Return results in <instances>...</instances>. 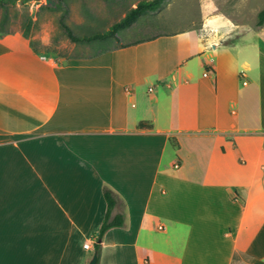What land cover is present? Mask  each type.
Segmentation results:
<instances>
[{
    "label": "crops",
    "instance_id": "0c3cea01",
    "mask_svg": "<svg viewBox=\"0 0 264 264\" xmlns=\"http://www.w3.org/2000/svg\"><path fill=\"white\" fill-rule=\"evenodd\" d=\"M246 2L60 62L0 36V264H88L103 185L124 220L97 264H264V22L244 27Z\"/></svg>",
    "mask_w": 264,
    "mask_h": 264
},
{
    "label": "rangeland",
    "instance_id": "374dc122",
    "mask_svg": "<svg viewBox=\"0 0 264 264\" xmlns=\"http://www.w3.org/2000/svg\"><path fill=\"white\" fill-rule=\"evenodd\" d=\"M137 1L60 0L57 3V0H16L5 9L0 8V25L2 16L6 14L4 29L10 33H21L34 52L60 62L69 57L91 55L103 48L147 37L153 32L185 28L192 24L201 25L219 7L230 10L234 8V0H211L212 4L208 5L204 0H165L157 10L140 14L134 23L122 29L116 37L98 44L70 40L60 24V18L63 17L76 35L103 30L122 17ZM263 8L264 0H247L246 4L238 6L244 27H256L258 13ZM262 42L264 44V24Z\"/></svg>",
    "mask_w": 264,
    "mask_h": 264
},
{
    "label": "trees",
    "instance_id": "16d2710c",
    "mask_svg": "<svg viewBox=\"0 0 264 264\" xmlns=\"http://www.w3.org/2000/svg\"><path fill=\"white\" fill-rule=\"evenodd\" d=\"M16 0H0V8L5 9L8 4H13ZM60 0H57V3ZM165 0H138L133 6H130L125 14L120 17L119 19L111 22L107 28L103 30H96L88 34H82V35H76L74 34L71 29L66 25V23L63 20V17L60 18V24L63 27L64 31L67 33L68 37L72 41H80V42H91L98 44L101 41L107 40L109 38H114L117 36V34L124 28L129 27L132 23H134L138 18L139 15L145 12H153L157 10ZM7 19L6 14H4L1 18V25H0V36L10 33L8 30L4 29L3 24L5 20ZM264 22V8L261 9L258 13V19H257V25H261ZM28 31V25L24 31V34L26 35ZM150 37H143L136 39L134 41L123 43L118 46H125L127 44H133L138 41L146 40ZM109 48H103L101 50H98L97 52L105 51ZM139 126H144L143 123H139ZM150 126V125H149ZM170 141L173 142V139L170 138ZM173 144H175L173 142ZM101 193L103 196V199L105 201V212L103 215V218L101 220V223L97 230L92 233V237L94 239V255L96 256L97 260L99 258L100 253V247H101V240L104 235V233L112 227H118L123 224L124 216L122 213H115L113 214V209L116 205V198L113 193V191L107 187L106 185H103L101 188Z\"/></svg>",
    "mask_w": 264,
    "mask_h": 264
},
{
    "label": "built area",
    "instance_id": "2783aa9c",
    "mask_svg": "<svg viewBox=\"0 0 264 264\" xmlns=\"http://www.w3.org/2000/svg\"><path fill=\"white\" fill-rule=\"evenodd\" d=\"M205 71L208 73V72L210 71V68L207 67V68L205 69ZM158 228L161 229L162 226H158ZM90 244H91V241H90V240H87V241L84 243V247H85V248H89Z\"/></svg>",
    "mask_w": 264,
    "mask_h": 264
},
{
    "label": "water",
    "instance_id": "95a60500",
    "mask_svg": "<svg viewBox=\"0 0 264 264\" xmlns=\"http://www.w3.org/2000/svg\"><path fill=\"white\" fill-rule=\"evenodd\" d=\"M88 264H97V258L95 255H93L91 257V259L89 260Z\"/></svg>",
    "mask_w": 264,
    "mask_h": 264
}]
</instances>
